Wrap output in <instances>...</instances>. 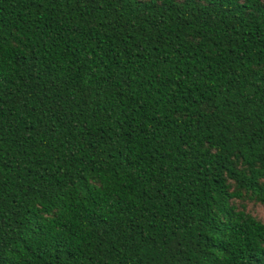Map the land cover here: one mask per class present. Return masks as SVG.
I'll return each instance as SVG.
<instances>
[{
  "label": "trees",
  "instance_id": "1",
  "mask_svg": "<svg viewBox=\"0 0 264 264\" xmlns=\"http://www.w3.org/2000/svg\"><path fill=\"white\" fill-rule=\"evenodd\" d=\"M264 0H0V264H264Z\"/></svg>",
  "mask_w": 264,
  "mask_h": 264
},
{
  "label": "rangeland",
  "instance_id": "2",
  "mask_svg": "<svg viewBox=\"0 0 264 264\" xmlns=\"http://www.w3.org/2000/svg\"><path fill=\"white\" fill-rule=\"evenodd\" d=\"M248 211L264 221V206L250 204L248 206Z\"/></svg>",
  "mask_w": 264,
  "mask_h": 264
}]
</instances>
